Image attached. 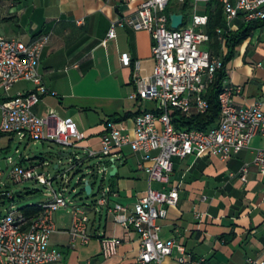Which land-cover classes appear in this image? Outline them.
Wrapping results in <instances>:
<instances>
[{"label":"crops","instance_id":"obj_1","mask_svg":"<svg viewBox=\"0 0 264 264\" xmlns=\"http://www.w3.org/2000/svg\"><path fill=\"white\" fill-rule=\"evenodd\" d=\"M143 1L0 0L1 32L5 36L29 41L40 34L49 35L39 63L46 91L41 93L34 111L41 116L56 113L62 118L70 117L86 134L72 152L64 147L52 152V160H45L43 168L51 165L57 171L71 154L84 156L88 148L99 150L106 120L114 118L132 129L136 113L154 107L151 101L131 96L135 90V74L149 77L154 70L149 31L116 26L115 37H108L112 21L132 14ZM188 2L191 9L193 0ZM182 4L173 0L167 8L169 15L182 13L184 23L189 24L190 17L181 10ZM205 5L199 2L198 11L205 13ZM242 22L240 18L235 19L228 30L237 29ZM225 29L227 26L223 33ZM225 42L220 41L218 53L222 58L228 53ZM123 53L129 55V64L122 61ZM259 62L262 66H257ZM226 67L228 79L243 87L234 98L235 104L262 101L264 108V25L254 29L236 47ZM34 89L32 82L20 80L8 93L0 91V100ZM0 137V165L4 167L0 174V191H11L16 198H22L25 191H15L11 186L6 157L13 156L25 165H39L41 160L34 157L35 141L1 131ZM15 137L19 138V145H25L27 154L18 144L14 155L10 154ZM45 143L50 142H42V152H45ZM259 148H264L261 135L254 136L249 147L226 161L211 154L174 157L171 180L166 188L176 187L179 198L176 205L167 207L165 217L157 219L161 236L174 238L186 254L194 259L203 258L202 264H250L249 258L264 259V175L253 164L254 153ZM97 160L88 159L85 165ZM138 160L139 155L128 147L123 148L114 161L103 159L109 162L108 174L112 176L105 181L115 193L112 202L132 206L145 193L148 174L139 168ZM244 165H248V170L246 179L242 180L239 173ZM7 201L4 197L0 201V216L5 213ZM66 212L70 214L67 224L59 219V226L55 216L58 231L50 240L52 246L62 251L66 264H84L89 259L91 264H140L137 261L138 234L107 213L93 216L95 235L88 244L72 247L67 232L71 213ZM104 236L120 239L116 254L110 257H104L101 252ZM179 255L174 249L162 264H177Z\"/></svg>","mask_w":264,"mask_h":264},{"label":"built area","instance_id":"obj_2","mask_svg":"<svg viewBox=\"0 0 264 264\" xmlns=\"http://www.w3.org/2000/svg\"><path fill=\"white\" fill-rule=\"evenodd\" d=\"M173 0H144L130 15L118 17L111 23L108 37H115L116 26H129L135 30L145 29L152 38L154 70L149 77L135 74V90L131 96L142 101H151L154 107L144 109L134 116L132 129L108 119L100 135V149L88 148L84 156L71 154L51 176L46 174L45 161L22 164L13 156H7L9 176L14 183L35 181L44 186L45 199L30 202L38 208L37 213L27 214L18 205L15 194L0 191V199L6 198L5 213L0 216V264H66L62 251L51 245V236L58 231L55 213L69 210L70 226L67 229L72 247L86 245L94 237L93 216L107 213L127 229L134 230L139 237L140 264H162L172 255L174 249L180 252L177 264H202L203 258L194 259L185 253L184 247L174 238H163L157 219L167 215V207L178 202L176 187L167 189L171 180L173 158L211 154L226 161L244 148L249 147L254 136H264V108L262 101L238 106L234 102L241 93V84L224 79L218 94L220 116L218 122L208 129L177 128L171 119V112L177 110L185 115L203 113L209 107L206 98L208 87L214 80L215 72L225 67L221 54L210 49V36L206 31L208 15L198 11V3L209 0H193L189 24L177 28L171 26L167 8ZM184 3L185 0H176ZM224 9L225 25L230 28L233 21L243 22L264 20V0H220ZM219 40L223 43V28L218 27ZM49 35L40 34L25 41L5 36L0 22V91L8 93L20 81H30L35 89L21 92L12 98L0 100V131L17 133L35 142H50L62 145L71 152L86 138L77 123L70 117L62 118L56 113L41 116L34 111L41 93L46 91L39 63ZM129 64L127 53L121 55ZM262 66V63H257ZM228 73V71H227ZM55 93V92H53ZM128 147L139 155L138 166L148 174L149 185L145 193L132 206L112 202L115 195L106 184L110 158L119 156ZM91 158L95 163L85 165ZM253 164L264 175V148L255 151ZM78 169L80 172L75 173ZM248 165L240 170V178L246 179ZM4 167L0 165V174ZM100 184L91 200L77 202V196L84 189L90 176ZM73 177L75 183L72 185ZM152 182L161 184L160 188ZM90 193V194H91ZM120 239L104 236L101 238V252L104 257L116 254ZM250 264H264V259H248ZM84 264H91L90 259Z\"/></svg>","mask_w":264,"mask_h":264},{"label":"trees","instance_id":"obj_3","mask_svg":"<svg viewBox=\"0 0 264 264\" xmlns=\"http://www.w3.org/2000/svg\"><path fill=\"white\" fill-rule=\"evenodd\" d=\"M190 8L188 0H185L181 6V10L185 11ZM169 14V10L167 9ZM205 13L208 15V22L206 25V31L210 36L209 46L213 52H219L220 50V40L219 34L217 32L218 27L225 28V15L222 3L220 0H209L205 5ZM264 25V20H254L248 22H242L235 30L225 29L222 34L226 40V46L228 48V53L223 57V63H226L234 56L236 47L239 46L245 38H247L254 29ZM228 73L223 66L215 72V77L211 85L208 87L206 93V98L209 102L208 109L203 113H194L191 115H185L177 110L171 112V119L177 128H200L208 129L218 122L220 116V105L218 101V94L221 90L224 79L227 77ZM2 100V99H1ZM141 112V111H140ZM138 114V113H136ZM114 120V118H110ZM78 169L75 173L80 172ZM92 179V185L95 186L96 181L94 176H90ZM112 177V176H109ZM82 193H85L87 197L94 195L87 194L84 189H81ZM18 192L16 195L18 196ZM20 196V195H19ZM24 197V196H23ZM1 201V199H0ZM25 213L33 214L38 212V208L34 204H25L20 207Z\"/></svg>","mask_w":264,"mask_h":264},{"label":"rangeland","instance_id":"obj_4","mask_svg":"<svg viewBox=\"0 0 264 264\" xmlns=\"http://www.w3.org/2000/svg\"><path fill=\"white\" fill-rule=\"evenodd\" d=\"M185 13V16L188 18V17H191V14H192V9H187L185 11H183ZM1 138V137H0ZM19 138L18 137H15V141L14 143L12 144L11 146V150L9 151L10 154L14 155V151H15V146L19 143ZM46 147H45V152L44 153H47L48 151H51V152H54L58 149H61L63 148L62 145H59L57 143H45ZM19 145V144H18ZM20 148H22V150L24 152H26L27 154V151L25 150L24 148V144H20L19 145ZM36 155V154H35ZM52 156V155H51ZM51 156H49V158H47L48 160H52L51 159ZM36 160H39L38 158ZM67 162V161H66ZM5 165V162L4 164ZM64 166V165H63ZM44 171L46 172V174H49L51 176H54V174L56 173V169L53 168V166H47L44 168ZM109 178V174L107 173L106 174V180ZM100 181H101V175L98 176V179H97V182L95 184V189L97 188L96 186L100 184ZM75 183V179L73 177V180H72V185ZM11 186L12 188L15 190V191H25V194H24V197L22 198H17V205L19 207L25 205V204H28V203H32V202H38V201H41L43 199H45L46 197V190L44 188V186L40 183H37L35 181H27L25 183H14V182H11ZM153 187L155 188H159L161 186L160 183L158 182H153L152 184ZM94 196H89L87 197V195L85 193H81L79 196H77V202L78 203H83L87 200H91ZM67 210L63 209V210H59L58 212H56L55 216H56V219L58 218V225L60 226L61 224V220L62 221H65L66 224L68 223V218H69V213L66 212ZM63 217V218H62ZM59 219H61L59 221Z\"/></svg>","mask_w":264,"mask_h":264},{"label":"water","instance_id":"obj_5","mask_svg":"<svg viewBox=\"0 0 264 264\" xmlns=\"http://www.w3.org/2000/svg\"><path fill=\"white\" fill-rule=\"evenodd\" d=\"M169 17L171 20V26L173 28H177L183 24V14L182 13H175V12L170 13ZM42 146H43L42 142L34 143L33 151L36 153L34 157L38 158L41 161H45L47 160V158H49V156L52 155V152L51 151H48L47 153L42 152L41 151ZM110 174L112 175L113 171H111ZM83 188L87 194H90L92 190V184L89 183V181H86Z\"/></svg>","mask_w":264,"mask_h":264}]
</instances>
